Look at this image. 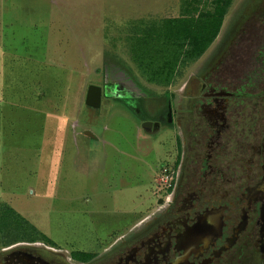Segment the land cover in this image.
<instances>
[{
  "label": "rangeland",
  "instance_id": "rangeland-1",
  "mask_svg": "<svg viewBox=\"0 0 264 264\" xmlns=\"http://www.w3.org/2000/svg\"><path fill=\"white\" fill-rule=\"evenodd\" d=\"M184 1L0 0V202L48 245L93 251L154 205L174 137L166 127L150 136L141 122L164 93L180 97L196 67L158 86L137 70L132 46L142 30L181 17ZM91 87L98 109L86 106Z\"/></svg>",
  "mask_w": 264,
  "mask_h": 264
},
{
  "label": "flooded vegetation",
  "instance_id": "flooded-vegetation-1",
  "mask_svg": "<svg viewBox=\"0 0 264 264\" xmlns=\"http://www.w3.org/2000/svg\"><path fill=\"white\" fill-rule=\"evenodd\" d=\"M240 5L180 97L164 93L141 122L174 137L155 206L93 251L16 242L0 247V264H264V0Z\"/></svg>",
  "mask_w": 264,
  "mask_h": 264
},
{
  "label": "trees",
  "instance_id": "trees-1",
  "mask_svg": "<svg viewBox=\"0 0 264 264\" xmlns=\"http://www.w3.org/2000/svg\"><path fill=\"white\" fill-rule=\"evenodd\" d=\"M233 3L212 0L202 5L201 0H185L181 17L142 30L132 46L133 52L139 53L133 59L137 70L146 81L168 87L180 70L201 58L215 42ZM118 98L128 100L131 96ZM47 240L35 226L0 202V247L16 242L47 244Z\"/></svg>",
  "mask_w": 264,
  "mask_h": 264
},
{
  "label": "water",
  "instance_id": "water-1",
  "mask_svg": "<svg viewBox=\"0 0 264 264\" xmlns=\"http://www.w3.org/2000/svg\"><path fill=\"white\" fill-rule=\"evenodd\" d=\"M86 106L98 109L101 106V91L99 88L91 87L88 92V96L86 99ZM151 123L147 122L142 125L143 129H147ZM158 125H156L157 127Z\"/></svg>",
  "mask_w": 264,
  "mask_h": 264
},
{
  "label": "built area",
  "instance_id": "built-area-1",
  "mask_svg": "<svg viewBox=\"0 0 264 264\" xmlns=\"http://www.w3.org/2000/svg\"><path fill=\"white\" fill-rule=\"evenodd\" d=\"M165 181H167L168 179H167V176H165V179H164Z\"/></svg>",
  "mask_w": 264,
  "mask_h": 264
}]
</instances>
